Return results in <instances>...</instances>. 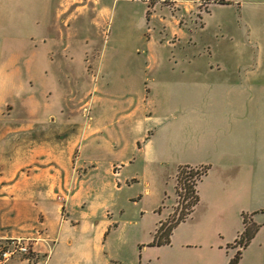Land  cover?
<instances>
[{"label":"rangeland","instance_id":"obj_1","mask_svg":"<svg viewBox=\"0 0 264 264\" xmlns=\"http://www.w3.org/2000/svg\"><path fill=\"white\" fill-rule=\"evenodd\" d=\"M226 1L69 0L65 26L67 0H37L35 30L21 25L18 36L11 11L0 12L8 32L0 31V234L29 243L55 234L63 218L58 246L71 261L84 255L66 247V232L74 243L89 240L85 256L109 264H228L247 224L257 230L238 264H264V141L252 145L246 124L228 119L244 107L242 95L223 98L228 112L217 108L195 74L203 59L209 79L221 59L264 60V47L250 40L251 26L264 30V2ZM47 15L62 29L49 43ZM177 23L193 31L191 41L173 44ZM147 37L162 58L158 75L146 67ZM184 54L192 65L180 62ZM180 68L190 75L185 86ZM201 142H217L221 153H198ZM199 164L210 169L194 213L173 228L170 244L151 245L159 221L184 210L178 166Z\"/></svg>","mask_w":264,"mask_h":264},{"label":"crops","instance_id":"obj_2","mask_svg":"<svg viewBox=\"0 0 264 264\" xmlns=\"http://www.w3.org/2000/svg\"><path fill=\"white\" fill-rule=\"evenodd\" d=\"M37 0H0V12H9L11 11L12 16L15 20V23L17 25L16 30H14V36L19 35V29L21 25H24V29L21 32H26L27 35H31V32L35 30V18L31 15V7L35 6L37 4ZM211 1V0H210ZM226 1V0H225ZM213 2H219L218 0H213ZM259 3L264 2V0H258ZM69 0H67L66 4L62 8L60 12V25L66 26V18L62 16H67V12L69 11ZM221 3V2H220ZM186 9L188 8L187 5L185 6ZM34 8V7H33ZM23 11V14H22ZM255 13L258 15H263L260 11V7H257L255 9ZM22 14V15H21ZM5 30V32L8 34L7 30L4 28H0V31ZM250 30L252 31L250 40L257 44L259 51H262L264 47V35L263 29L260 30L258 28H253L251 26ZM60 31L56 29V21L55 19L52 20L51 15H47L44 21V31L42 33V37L44 39V42L50 41V39H53L58 34L60 36ZM143 34H140L139 38H143ZM193 31L188 27L184 26L181 23H177L174 28H172L171 32V40L173 41V44L175 45L177 42L182 41H191ZM142 36V37H141ZM150 37H147L145 41V45L143 46L146 51L147 59L150 61L149 65L146 66L149 69H151V72H154V75H158L157 71L160 67V60L162 59L160 55L155 53V49L152 45V42L150 40ZM166 38H162V40H165ZM171 40H166L167 42L171 43ZM210 52H208L209 54ZM180 61V60H179ZM181 63L192 65L194 62L193 56H188L187 54H184L182 57ZM178 63V60L175 61L174 65ZM219 68H217L218 71H216L215 75L209 79V77H206L205 66H204V59L203 64H201V68L199 72H195L196 75L200 76V84L203 82L204 90H207L210 88V91L214 92L216 96L218 97L217 108L225 109L226 112V106L222 103L223 98L234 94H240L244 97V100H246L244 107L239 112H229L228 119L230 120V117L234 118L235 121H241L246 124V130H245V138L249 143L254 145L255 143L261 144L262 141H264V72L258 71L259 68H264V60H250V59H232V60H223L221 59L218 61ZM259 63V64H258ZM181 69V74L178 75L177 84L179 86H185L188 84L186 81L188 76H190L188 73H186L185 69ZM157 70V71H156ZM159 74H163L159 72ZM154 77V76H153ZM169 79L172 82V79L170 76H168ZM206 77V78H205ZM203 79V80H202ZM170 85V84H168ZM208 85L210 87H208ZM173 85H170V88H172ZM202 108L204 109V112L208 110L209 106L206 105V103L201 104ZM225 112V113H226ZM224 113V114H225ZM218 127V126H217ZM220 129H223V126H219ZM201 129V132H200ZM196 135L199 134L201 138L204 136L205 132V126L200 127L199 125L196 127ZM204 142V141H203ZM201 142V148L198 149V153L204 154V155H219L221 152L217 148V142H214V148L208 149L205 147V143ZM261 146V145H260ZM263 147V146H261ZM200 167H206L207 171L206 174L202 177L200 181H197V192L199 194L198 190V182L201 183L204 181V179L207 177L210 165L208 164H202V165H196ZM199 204V199L197 204L195 205L194 211ZM194 211L192 213H194ZM192 213L185 219L191 218ZM64 220L62 218L61 223L59 225V228L57 229L56 233H50L45 236L42 235L40 237L33 236L32 240H29L28 245L31 248V257L25 258L24 256H20V254L13 256L7 264H80V260L83 262V259H85L87 256L85 253L84 248L86 245L90 246L89 240H86L85 237L82 239H78L79 242L74 243V239L70 237L68 234L65 233V242L66 247L68 248H74L78 250L80 254H83L84 256H80L79 259L75 261H71L68 258V255L66 254V251L58 246V244L61 242V235L64 228ZM184 222V221H183ZM47 225V224H46ZM173 230V229H172ZM49 231V229H48ZM67 231V229H66ZM155 232V230H154ZM105 233V228H101L96 233V237L98 238V242L93 243V248H95L96 253H101V250L103 249V246L101 245V239L103 234ZM172 234V232H171ZM170 234V236H171ZM239 234L237 235V238L239 237ZM19 235H4L0 234V246L5 244L6 240H9L10 237H16ZM22 237V236H21ZM254 237V236H253ZM252 237V239H253ZM251 239V240H252ZM171 241V240H170ZM251 242V241H250ZM249 242V243H250ZM170 244V243H169ZM167 245V244H166ZM230 245V244H229ZM249 245V244H248ZM247 245V246H248ZM237 246L236 240L233 244L230 245L231 248H235ZM245 246V247H247ZM245 247L240 246V250L244 249ZM91 257L88 256L86 259L88 261V264H109L108 260H102L100 257L96 259H90ZM241 258V256H240ZM240 261V259H239ZM239 263V262H238ZM237 263V264H238Z\"/></svg>","mask_w":264,"mask_h":264},{"label":"trees","instance_id":"obj_3","mask_svg":"<svg viewBox=\"0 0 264 264\" xmlns=\"http://www.w3.org/2000/svg\"><path fill=\"white\" fill-rule=\"evenodd\" d=\"M218 1L221 2V4L227 3L225 0ZM206 171V167L188 165L178 166L176 190L178 197H180L182 196L181 188L184 189V194L182 196L183 200H185L184 210L179 213L178 217L174 221L169 219L159 221L157 224L158 227L155 229L154 239L151 245L169 244L172 229L175 228L180 221H185V219L194 211L195 205L199 199V194L196 187L197 181L202 179V177L206 174ZM244 223H246V219L244 220ZM256 230V226L249 228L246 224L244 230L240 233V237L236 239V243H239L242 247L247 246L254 236V232ZM240 256L241 250L238 249L228 264H237L239 262Z\"/></svg>","mask_w":264,"mask_h":264},{"label":"built area","instance_id":"obj_4","mask_svg":"<svg viewBox=\"0 0 264 264\" xmlns=\"http://www.w3.org/2000/svg\"><path fill=\"white\" fill-rule=\"evenodd\" d=\"M18 254L25 258L31 257V248L25 239L18 237L6 240L5 244L0 246V264H7L13 256Z\"/></svg>","mask_w":264,"mask_h":264},{"label":"flooded vegetation","instance_id":"obj_5","mask_svg":"<svg viewBox=\"0 0 264 264\" xmlns=\"http://www.w3.org/2000/svg\"><path fill=\"white\" fill-rule=\"evenodd\" d=\"M236 244H237V246L240 245L239 243H236ZM240 246H241V245H240ZM237 250H238V249H237Z\"/></svg>","mask_w":264,"mask_h":264}]
</instances>
